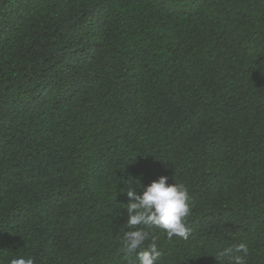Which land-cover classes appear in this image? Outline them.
Segmentation results:
<instances>
[{
    "label": "trees",
    "instance_id": "obj_1",
    "mask_svg": "<svg viewBox=\"0 0 264 264\" xmlns=\"http://www.w3.org/2000/svg\"><path fill=\"white\" fill-rule=\"evenodd\" d=\"M160 176L190 233L138 251L264 264V0H0V264H136L124 191Z\"/></svg>",
    "mask_w": 264,
    "mask_h": 264
},
{
    "label": "clouds",
    "instance_id": "obj_2",
    "mask_svg": "<svg viewBox=\"0 0 264 264\" xmlns=\"http://www.w3.org/2000/svg\"><path fill=\"white\" fill-rule=\"evenodd\" d=\"M130 202L127 204V224L134 230L127 231L123 247L127 253L136 254V264H157L161 253L155 238L142 251H138L149 239L147 228L157 227L171 239L173 236L188 239L190 229L185 218L190 213L189 194L187 188L178 183H168L167 176H160L138 194L134 187L125 190ZM143 226V227H137ZM249 254L248 246L239 243L219 249L215 259L219 264H246ZM11 264H34L32 258L19 257Z\"/></svg>",
    "mask_w": 264,
    "mask_h": 264
}]
</instances>
